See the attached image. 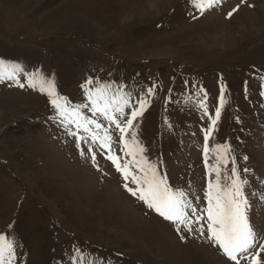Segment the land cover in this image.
Segmentation results:
<instances>
[{"label": "rangeland", "instance_id": "374dc122", "mask_svg": "<svg viewBox=\"0 0 264 264\" xmlns=\"http://www.w3.org/2000/svg\"><path fill=\"white\" fill-rule=\"evenodd\" d=\"M231 1L201 15L189 0H0V59L53 78L72 104L86 102L80 85L89 77L124 83L134 96L155 83L138 139L198 208L208 121L195 97L202 87L214 115L223 83L228 104L210 143L232 145L264 239V8ZM55 117L46 94L0 82V233L15 240L17 264H71L77 247L99 264H232L198 225L178 232L132 196L106 150L90 140L78 148Z\"/></svg>", "mask_w": 264, "mask_h": 264}, {"label": "snow or ice", "instance_id": "6c2138e0", "mask_svg": "<svg viewBox=\"0 0 264 264\" xmlns=\"http://www.w3.org/2000/svg\"><path fill=\"white\" fill-rule=\"evenodd\" d=\"M189 2L202 15L221 0ZM238 10L239 5L227 13V18H231ZM21 73L26 77V84L18 79ZM261 79L264 80V77ZM4 80L14 81L20 88L27 86L46 94L56 113L55 118L68 129L69 135L75 137L76 146L79 148L82 142L90 140L91 144L106 150V159L122 175L126 191L164 220L176 225L178 232L181 227L191 232L195 223L198 225L195 230L202 236L206 234L207 240L218 247L232 264H264V239L257 236L249 218L251 204L246 191L249 181L241 174L237 156L230 143H210L218 129L222 111L228 104L226 86L223 83L220 85L214 115L209 111L208 96L202 87L195 97L196 106L202 110V115L208 121L207 128L202 129V155L207 178L203 198L206 207L198 208L187 199L184 190L170 184L168 176L159 170V162L150 160L146 147L138 139L137 121L152 102L150 98L157 90L155 83L148 86L146 92L141 89L142 94L134 96L132 91L126 90L124 83L89 77L80 85L86 102L72 104L67 97L57 93L53 78L39 70L24 72L21 65L9 64L0 59V82ZM261 88L264 89V84ZM260 95L264 97V90ZM192 99V96L187 97L185 103ZM84 110L91 115H85ZM104 122H107V126ZM164 124L170 126L167 118ZM111 126L119 132L123 158L113 150ZM73 127L75 131H72ZM81 132L85 135H80ZM88 150L92 152L91 147ZM92 159L95 161V153ZM243 159L247 160L248 157L244 156ZM242 171L247 174L249 169L244 168ZM196 199L199 202V197ZM190 216L195 217V220L190 219ZM183 239L184 236H181V240ZM16 248L13 238L0 233V264H17ZM74 251L76 254L72 256L71 264H99L97 259L87 260L86 254L80 248L77 247Z\"/></svg>", "mask_w": 264, "mask_h": 264}, {"label": "bare ground", "instance_id": "6f19581e", "mask_svg": "<svg viewBox=\"0 0 264 264\" xmlns=\"http://www.w3.org/2000/svg\"><path fill=\"white\" fill-rule=\"evenodd\" d=\"M262 4H261V7H263L264 8V0H262V2H261ZM137 215V214H136ZM138 216V215H137ZM141 220V219H140ZM226 262V261H225ZM227 263V262H226Z\"/></svg>", "mask_w": 264, "mask_h": 264}]
</instances>
